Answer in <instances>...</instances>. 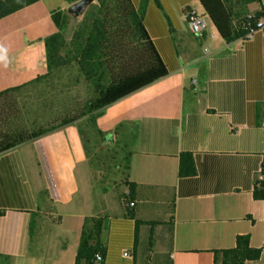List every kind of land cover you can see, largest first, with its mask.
<instances>
[{
  "label": "crops",
  "instance_id": "1",
  "mask_svg": "<svg viewBox=\"0 0 264 264\" xmlns=\"http://www.w3.org/2000/svg\"><path fill=\"white\" fill-rule=\"evenodd\" d=\"M66 6L38 0L0 20V93L24 87L0 111L12 102L18 114L20 97L48 73L45 39ZM186 9L204 15L203 39L188 31ZM242 10L264 17V0ZM143 25L167 75L96 118L104 133L135 130L133 218L120 202L125 185L92 192L77 126H61L0 152V262L75 264L88 218L101 222L102 264H220L215 251L241 235L264 246V201L253 199L264 161V28L227 42L198 0H146ZM13 114L7 129L33 131ZM181 154L192 156L194 175L178 176ZM245 264H264V251Z\"/></svg>",
  "mask_w": 264,
  "mask_h": 264
},
{
  "label": "trees",
  "instance_id": "2",
  "mask_svg": "<svg viewBox=\"0 0 264 264\" xmlns=\"http://www.w3.org/2000/svg\"><path fill=\"white\" fill-rule=\"evenodd\" d=\"M38 0H0V20L12 15ZM77 0H65L69 5ZM89 22L74 41L64 45V15L57 12L53 15L58 33L45 39L48 73L36 82H40L52 73L61 70H73L77 78L87 89L86 100L82 106L68 111L53 125L26 132L23 128L9 130L5 127L8 115L15 111L12 102H7L0 111V152L7 151L27 141L37 139L53 130L76 124L82 145L91 170L101 171L109 168V162L115 163L122 177L128 195L120 197L126 215L133 218V208L125 203L133 202L136 185L129 182L131 148L136 139L135 130L127 134L119 132L122 124L111 132L97 129L96 118L108 106L130 96L131 94L157 82L167 75V70L156 52L144 25V6L135 9L130 0H96ZM208 15L219 36L227 41L243 39L246 34V17L252 15L254 21L263 15L247 13L245 6L260 0H198ZM239 8V11L234 10ZM24 87L6 90L0 93V100L14 95ZM194 164L190 154L179 156L178 176L194 175ZM264 173L262 174V176ZM254 200L264 201V183L259 180L253 190ZM101 222L94 218L85 220L75 258V264H92L96 253L103 254L99 247L98 236ZM137 236V233L135 234ZM96 244L93 246L92 242ZM248 235L237 236L235 247L215 251L221 256L220 264H245L260 259L264 246L251 248ZM0 264H10L8 258H2Z\"/></svg>",
  "mask_w": 264,
  "mask_h": 264
},
{
  "label": "rangeland",
  "instance_id": "3",
  "mask_svg": "<svg viewBox=\"0 0 264 264\" xmlns=\"http://www.w3.org/2000/svg\"><path fill=\"white\" fill-rule=\"evenodd\" d=\"M87 89L77 78L73 70H61L52 73L48 78L30 88L19 99V115L16 122L25 125L29 130H36L53 125L68 111L82 106L86 100ZM20 127V126H19ZM109 168L101 171H91L92 192L101 189L118 191L121 187L122 177L114 162H109ZM264 183V175L259 179Z\"/></svg>",
  "mask_w": 264,
  "mask_h": 264
},
{
  "label": "built area",
  "instance_id": "4",
  "mask_svg": "<svg viewBox=\"0 0 264 264\" xmlns=\"http://www.w3.org/2000/svg\"><path fill=\"white\" fill-rule=\"evenodd\" d=\"M183 19L185 21L188 31L197 39H203L206 32V23L204 20V15L197 13L193 9H186L183 12ZM246 19H247L245 23L246 34L244 35L242 40H246L250 38L256 31L262 30L264 28L263 18L254 21L253 16L248 15ZM263 129H264V123H263ZM263 173H264V161L262 162L259 171L258 180L262 177ZM125 206L128 208H132L134 206V203L127 202L125 203ZM148 256H151V253H148ZM102 262H103V255L99 252L96 253L94 255L92 264H102Z\"/></svg>",
  "mask_w": 264,
  "mask_h": 264
},
{
  "label": "water",
  "instance_id": "5",
  "mask_svg": "<svg viewBox=\"0 0 264 264\" xmlns=\"http://www.w3.org/2000/svg\"><path fill=\"white\" fill-rule=\"evenodd\" d=\"M96 0H77L67 5L63 10L64 32L62 41L64 45L70 44L89 22L94 10L97 8ZM95 241L92 242L94 246Z\"/></svg>",
  "mask_w": 264,
  "mask_h": 264
}]
</instances>
